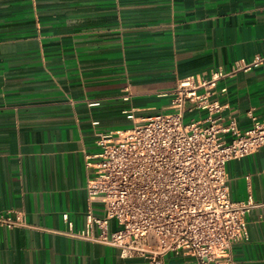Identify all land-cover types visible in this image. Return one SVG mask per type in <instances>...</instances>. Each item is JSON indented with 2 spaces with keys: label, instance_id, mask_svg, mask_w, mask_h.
<instances>
[{
  "label": "crops",
  "instance_id": "crops-1",
  "mask_svg": "<svg viewBox=\"0 0 264 264\" xmlns=\"http://www.w3.org/2000/svg\"><path fill=\"white\" fill-rule=\"evenodd\" d=\"M263 53L264 0H0V214L21 212L27 223L0 225V264H149L74 236L89 212L105 215L89 202L85 157L100 152V135L172 111L181 80ZM211 93L223 126L250 130V112L264 123V64ZM208 116L189 103L185 122L209 126ZM226 173L231 200L257 205L234 260L264 264V146ZM118 230L110 221L109 234Z\"/></svg>",
  "mask_w": 264,
  "mask_h": 264
},
{
  "label": "built area",
  "instance_id": "built-area-1",
  "mask_svg": "<svg viewBox=\"0 0 264 264\" xmlns=\"http://www.w3.org/2000/svg\"><path fill=\"white\" fill-rule=\"evenodd\" d=\"M263 64L264 53L237 61L229 72H213L209 79H183L174 91L172 111L100 135V152L87 155L85 166L89 202L99 200L105 215L89 212L85 231L74 236L116 247L122 258L146 257L149 264H166L170 254L190 256L192 264H236L234 246L249 241L247 216L257 205L252 198L231 200L226 166L264 146V123L250 112V130L242 132L233 120L223 126L215 118L223 107L210 98L221 80ZM200 89L206 92L199 94ZM189 103L208 111L209 126L185 122ZM126 114L134 120L133 110ZM112 220L119 230L110 235ZM0 225L26 227L25 214H0Z\"/></svg>",
  "mask_w": 264,
  "mask_h": 264
}]
</instances>
